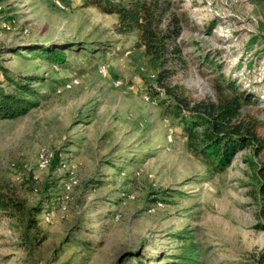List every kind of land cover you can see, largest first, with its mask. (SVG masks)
<instances>
[{"label":"rangeland","instance_id":"obj_1","mask_svg":"<svg viewBox=\"0 0 264 264\" xmlns=\"http://www.w3.org/2000/svg\"><path fill=\"white\" fill-rule=\"evenodd\" d=\"M56 1L0 0V21L11 26L0 28V86L12 90L4 70L34 72L50 82L38 85L45 97L37 108L0 119V182L31 204L50 184L52 201L45 205L55 210L53 222L41 221L38 233L32 231L31 244L0 216V264H136L129 256L135 252L149 256V264H167L160 256L177 252L175 234L183 231L200 244V264H264V201L257 193L264 157L247 148L229 167L210 171L175 127L174 112L144 99L159 84L151 56L136 45L138 34L118 33L116 14L80 0ZM173 17L178 21L169 23ZM167 24L178 28L171 44L182 51V59L170 63L175 74L168 84L200 101L215 100L219 84L236 83L253 98L244 114L264 124V0H170L160 28ZM85 40L108 42L112 51L91 63L83 53L70 54L68 66H57L25 50ZM72 77L80 85L56 93ZM43 147L82 162L64 212L57 200L66 174L53 164L37 169ZM124 158L133 160L123 165ZM71 232L95 245L90 260L62 245Z\"/></svg>","mask_w":264,"mask_h":264},{"label":"trees","instance_id":"obj_2","mask_svg":"<svg viewBox=\"0 0 264 264\" xmlns=\"http://www.w3.org/2000/svg\"><path fill=\"white\" fill-rule=\"evenodd\" d=\"M63 1L69 3L71 0ZM80 1L104 13L116 14L118 33L138 34L136 45L143 47L151 56V63L157 70L156 81L159 87L153 88L154 95L157 96L159 88L165 91V95L158 98L157 105L166 106V109L174 112L177 119L175 127H180L184 131L190 149L207 164L210 171L219 172L229 167L236 154L247 148H252L254 156L264 157V124L258 118L244 114V106L253 98L238 90L236 83L231 82L226 86L219 84L215 100L200 101L193 100L186 94L184 87L168 84L167 80L175 74L170 63L182 59L180 46L171 44L178 28H171L169 24L164 29L160 28L169 9L170 0ZM176 21H178L176 17H173L169 23L173 24ZM25 50L31 53L34 60L68 66L71 63L70 54L83 53L82 55L86 56L90 63L97 60L105 61L112 47L108 42L93 43L85 40L82 43L66 41L43 47H27ZM12 51L20 53V49ZM4 71L12 90L7 91L0 86V119H17L39 106L45 93L38 85L46 84L48 79L34 72L19 76ZM46 85L50 87V82L48 81ZM59 160L60 153H55L51 162L55 170ZM132 160L124 158L123 165H128ZM262 162L263 164L258 168L257 193L264 201V160ZM111 164L116 167L114 163ZM17 175L21 174L17 173L15 178ZM17 181L23 182V176L21 175V179ZM31 189L35 194L41 191L36 184H33ZM50 191L51 185L46 184L42 199L31 204L26 198L19 196L9 184L0 182V216L14 222L13 224L21 231L22 239L26 241L24 243L31 244L37 237L32 231L38 233V225L41 221L45 222L43 215L46 210L51 209L45 205L46 201H52L49 198ZM60 197L57 200L59 203ZM175 237L181 246L177 252L169 256L161 255V260L166 259L167 264H200V244L194 237L185 231L176 233ZM62 245L78 248L82 260H90L95 246L86 240H81L73 232L65 238ZM129 256L135 259L136 264H149L151 261L149 256H145L142 252L130 253ZM123 261L128 263L129 260ZM62 264H70V262L65 261Z\"/></svg>","mask_w":264,"mask_h":264},{"label":"built area","instance_id":"obj_3","mask_svg":"<svg viewBox=\"0 0 264 264\" xmlns=\"http://www.w3.org/2000/svg\"><path fill=\"white\" fill-rule=\"evenodd\" d=\"M56 3L62 6L58 0L56 1ZM0 9H2L1 5H0ZM0 28L10 29L11 26L7 22L2 23L0 21ZM99 71L103 75L108 74V71H109L108 64L106 63L100 64ZM120 83H121L120 81L116 82L117 85H120ZM78 85H80V79L78 77H72L66 80L60 86H58L56 88V93L61 94L64 91L72 90ZM164 95H165V91L162 88H159L157 96L150 92H147L144 95V99L149 103L157 104L158 98L163 97ZM171 131L173 132V129ZM171 140H172V135L169 136V141ZM53 157H54V154L50 152L47 148L45 147L40 148L37 154V162H36L37 169L45 170L49 168ZM81 166H82L81 160L73 158V157H66L63 154H60V160L57 165V170L63 171L66 174V177L63 179V194L60 197V203H59L60 210L63 212L67 210L68 208V204H69L72 191L79 184V178H78L77 171L79 168H81ZM12 167H15L14 163H12ZM16 179L20 180L21 175H17ZM43 216H44V221L46 223H51L53 222L55 218V210L54 209L46 210ZM116 217L118 218V216Z\"/></svg>","mask_w":264,"mask_h":264}]
</instances>
